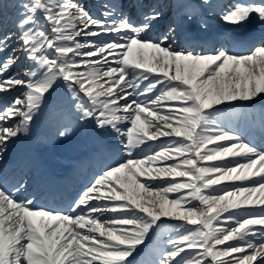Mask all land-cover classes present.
I'll list each match as a JSON object with an SVG mask.
<instances>
[{
	"label": "snow or ice",
	"instance_id": "1",
	"mask_svg": "<svg viewBox=\"0 0 264 264\" xmlns=\"http://www.w3.org/2000/svg\"><path fill=\"white\" fill-rule=\"evenodd\" d=\"M8 7L0 0V94L23 92L0 95V165L41 116L50 142L109 134L115 145L98 149V174L67 208L39 203L23 176L10 187L0 176V264L264 261V144L245 135L258 125L264 139V110L234 106L264 98V0H101L96 14L79 0ZM165 8L171 22L154 38ZM213 16L261 30L243 54L180 47ZM12 41L19 48L2 56Z\"/></svg>",
	"mask_w": 264,
	"mask_h": 264
},
{
	"label": "bare ground",
	"instance_id": "2",
	"mask_svg": "<svg viewBox=\"0 0 264 264\" xmlns=\"http://www.w3.org/2000/svg\"><path fill=\"white\" fill-rule=\"evenodd\" d=\"M79 1H81V0H79ZM156 2V0H152L145 8H147V7H149V6H151L153 3H155ZM10 2H7V3H5V8H4V14H6V15H10L12 12H14L15 11V9H12V8H10V7H8V4H9ZM94 4L91 2V6H93ZM87 8H89V7H87ZM167 8H165V10H166ZM93 14H96L98 11H95V9H93L92 11H91ZM171 22V18L169 19V20H167L166 22H165V24H167V26L169 25V23ZM148 35H150V36H152V37H158V35L156 34V31L153 29V30H151V32H149L148 33ZM105 38H112V37H109V36H105ZM13 42V41H12ZM224 43H223V41L222 40H218V39H214V41H213V49L214 48H218L219 46H222ZM227 48L228 49H231V50H237V49H235V48H230L229 46H227ZM190 49H192V48H190ZM192 50H195V51H197V50H199L198 48H195V49H192ZM10 51H12V50H10ZM197 52H200V50L199 51H197ZM19 91V93L18 94H22V92H23V89H16L15 91ZM5 94V93H4ZM12 94H11V92H8V93H6L5 94V98H6V100H8L9 102L8 103H10L11 102V100L13 99V97L11 96ZM31 133V132H30ZM223 143V142H222ZM224 144H226V143H224ZM211 146V145H210ZM216 164H221L222 162L221 161H217V162H215ZM239 184L241 185V184H243V185H245V184H247L246 182H239ZM217 194V193H216ZM260 264H264V261H261L260 262Z\"/></svg>",
	"mask_w": 264,
	"mask_h": 264
},
{
	"label": "rangeland",
	"instance_id": "3",
	"mask_svg": "<svg viewBox=\"0 0 264 264\" xmlns=\"http://www.w3.org/2000/svg\"><path fill=\"white\" fill-rule=\"evenodd\" d=\"M15 48V47H12V49Z\"/></svg>",
	"mask_w": 264,
	"mask_h": 264
}]
</instances>
